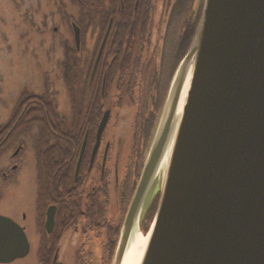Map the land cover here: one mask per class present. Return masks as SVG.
I'll return each mask as SVG.
<instances>
[{
    "label": "water",
    "instance_id": "obj_1",
    "mask_svg": "<svg viewBox=\"0 0 264 264\" xmlns=\"http://www.w3.org/2000/svg\"><path fill=\"white\" fill-rule=\"evenodd\" d=\"M72 30L79 48L80 30ZM106 121L104 114L98 136ZM152 185L160 188L158 206L138 245L139 212ZM25 250L18 226L0 215V263ZM111 264H264V0L203 1Z\"/></svg>",
    "mask_w": 264,
    "mask_h": 264
},
{
    "label": "flooded vegetation",
    "instance_id": "obj_2",
    "mask_svg": "<svg viewBox=\"0 0 264 264\" xmlns=\"http://www.w3.org/2000/svg\"><path fill=\"white\" fill-rule=\"evenodd\" d=\"M203 1L151 0L146 15L145 1H135L137 30L117 31L122 16L128 21L133 2L122 1L116 30L111 31L113 18L107 24V73L96 107L95 91L85 87L89 64L76 55V63L65 66L76 79L73 111L67 100L58 105L60 129H26L35 139L24 159H18L24 138L17 135L0 151V215L18 226L26 249L0 264H111L162 101L191 43ZM76 51L91 55L93 48ZM65 67L61 64L62 85ZM159 195V186L152 185L141 206L142 236Z\"/></svg>",
    "mask_w": 264,
    "mask_h": 264
},
{
    "label": "rangeland",
    "instance_id": "obj_3",
    "mask_svg": "<svg viewBox=\"0 0 264 264\" xmlns=\"http://www.w3.org/2000/svg\"><path fill=\"white\" fill-rule=\"evenodd\" d=\"M66 1L0 0V122L11 116L17 101L25 93L41 94L45 89L46 93L55 95L56 103L61 106L63 99H67L68 90H73L68 87L71 84L60 83V66L49 77L50 84L45 82L47 72L55 63L70 62L73 57V31L65 13L76 16L80 12ZM92 45L93 39L83 33L79 47L91 48ZM73 62L76 63L74 57ZM74 73L64 75L63 72V80L69 81V75L74 77ZM64 93L66 96L63 97ZM26 129L16 137L24 138L18 159H24V155L32 150L35 139L32 131Z\"/></svg>",
    "mask_w": 264,
    "mask_h": 264
},
{
    "label": "trees",
    "instance_id": "obj_4",
    "mask_svg": "<svg viewBox=\"0 0 264 264\" xmlns=\"http://www.w3.org/2000/svg\"><path fill=\"white\" fill-rule=\"evenodd\" d=\"M124 0H67L70 5H74L77 7L79 15L74 16L72 13L66 12V20L68 23H75L78 27L81 28V38L83 42V33H90L93 39V52L91 55H83V52L77 54L75 42L74 47L72 46V55L73 57L77 55V58H80V63H88L89 69L87 72V77L85 80V87H87L90 91H95L93 94L94 100H92V105L95 107L99 104L100 97L102 94V78L104 73H107V40L105 42L104 48L102 50V54L100 56L97 69L93 80L90 82V71L91 67L95 61L99 46L103 39L104 33L107 28V24L110 18H113V24L111 31H115L114 23L116 15L120 14L119 10L121 9L124 4L122 3ZM131 7L129 8V18L128 21H123L122 17L119 20V26L117 31H132L137 30V22L136 21V10L134 8V2H143L145 1L142 7L144 10V14L146 15L148 1L151 0H132ZM66 6V5H65ZM151 7V6H150ZM152 8V7H151ZM67 10V6L65 7ZM77 16L79 18H77ZM130 25V27H128ZM73 31V30H72ZM74 40V39H73ZM84 49V46L80 47ZM73 57L71 58L70 62H57L54 64V67L50 68L46 74L45 82L50 84L49 77L52 73H54L55 68L58 69V66L61 67V64L65 66H70L73 64ZM57 72V71H56ZM74 72L73 70L65 67L64 75L71 74ZM74 77L69 75V81H65L66 83L71 84L68 87H74L75 82ZM76 85V84H75ZM45 86V85H44ZM48 87H52L48 85ZM48 92V91H47ZM69 94L67 96V103H69V109L71 112L73 111V107H71L72 103V90H68ZM104 94L107 95V75L105 77V85H104ZM66 99V100H67ZM164 100V99H163ZM163 103V101H162ZM59 121V109L58 104L56 103L55 95L51 93H46L45 89L42 90L41 94H30L25 93L23 94L20 99L17 101L15 108L12 111L11 116L5 120L0 122V151L9 146L12 140L18 135L23 129L37 127L39 129H46V128H54L60 129L61 125ZM31 126V127H30Z\"/></svg>",
    "mask_w": 264,
    "mask_h": 264
},
{
    "label": "bare ground",
    "instance_id": "obj_5",
    "mask_svg": "<svg viewBox=\"0 0 264 264\" xmlns=\"http://www.w3.org/2000/svg\"><path fill=\"white\" fill-rule=\"evenodd\" d=\"M143 238H144V236L138 235V237L136 239L138 245H139V243H141L143 241ZM135 252H136V250L132 253L133 256L135 255Z\"/></svg>",
    "mask_w": 264,
    "mask_h": 264
}]
</instances>
